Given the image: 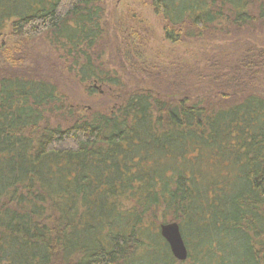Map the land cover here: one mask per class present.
<instances>
[{"label": "trees", "instance_id": "1", "mask_svg": "<svg viewBox=\"0 0 264 264\" xmlns=\"http://www.w3.org/2000/svg\"><path fill=\"white\" fill-rule=\"evenodd\" d=\"M144 1L171 43L264 31V0ZM103 4L0 0V264H264V47L171 73L122 30L142 85L127 91L101 62ZM43 35L81 81L118 86L117 106L65 104L28 49ZM168 222L186 260L161 235Z\"/></svg>", "mask_w": 264, "mask_h": 264}, {"label": "rangeland", "instance_id": "2", "mask_svg": "<svg viewBox=\"0 0 264 264\" xmlns=\"http://www.w3.org/2000/svg\"><path fill=\"white\" fill-rule=\"evenodd\" d=\"M99 22L106 30L101 62L109 72L110 78L121 77V82L126 85L127 91H133L136 81L131 68L125 64L121 53L118 50V38L122 30L124 35H134L136 42L142 46V50L150 61L159 64V68L180 71V64L189 63L194 66L195 61L204 60L208 52L216 50L219 52L236 54L252 47H264V31L245 32L242 35L225 36L221 39H203L198 41L188 40L179 43H171L165 38L164 20L161 15L154 12L151 5L144 0H104L100 12ZM10 30H6L0 35V44L9 39ZM106 41V42H105ZM138 46V47H139ZM33 47L32 53L42 64L44 70L49 66L52 75L60 85L61 94L65 97V104H71L81 111L101 110L102 112L115 108L121 90L111 81H92L83 82L75 72H70L68 65L65 64L63 51L52 44L47 36L29 40L28 49ZM55 65V67H53ZM59 71L60 73H57ZM126 72L129 74L127 75ZM59 77V75H61ZM138 81V80H137Z\"/></svg>", "mask_w": 264, "mask_h": 264}, {"label": "water", "instance_id": "3", "mask_svg": "<svg viewBox=\"0 0 264 264\" xmlns=\"http://www.w3.org/2000/svg\"><path fill=\"white\" fill-rule=\"evenodd\" d=\"M160 232L169 244L174 257L178 260H186L188 248L182 236L180 225L177 222L163 223L160 226Z\"/></svg>", "mask_w": 264, "mask_h": 264}]
</instances>
